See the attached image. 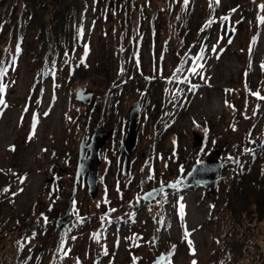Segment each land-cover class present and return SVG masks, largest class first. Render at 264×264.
<instances>
[{
  "label": "rangeland",
  "instance_id": "1",
  "mask_svg": "<svg viewBox=\"0 0 264 264\" xmlns=\"http://www.w3.org/2000/svg\"><path fill=\"white\" fill-rule=\"evenodd\" d=\"M129 1L85 0L52 65L33 52L28 27L0 23V264L27 256V264H150L160 255L162 264L233 263L224 261L225 196L246 168L225 163L254 155L264 175V12L257 0ZM80 88L93 91V110L77 98ZM135 103L138 137L123 176L118 147ZM98 124L113 133L92 198L86 183L75 187V173L83 134L89 142ZM221 149L215 193L168 190L145 203L162 219L156 226L140 195ZM73 194L74 218L60 230ZM250 228L254 249L242 264H264V220Z\"/></svg>",
  "mask_w": 264,
  "mask_h": 264
},
{
  "label": "trees",
  "instance_id": "2",
  "mask_svg": "<svg viewBox=\"0 0 264 264\" xmlns=\"http://www.w3.org/2000/svg\"><path fill=\"white\" fill-rule=\"evenodd\" d=\"M118 1L119 3L130 2L129 0ZM251 1L253 4L255 0ZM3 2L4 5L0 8L2 10L0 13L3 15L0 21L3 24L2 28L6 27L15 32L23 26L28 27L36 43L33 52L39 55V61L43 65L46 63L52 65L57 55L66 51L68 40L74 35L75 26H77L73 20L78 19L86 6L85 0H3ZM233 4L237 5L234 0ZM254 5L259 13L264 12V2L257 0ZM1 51L0 48V56ZM6 60L8 62V59ZM6 64L2 65L3 69ZM244 154L238 156V159L229 158L225 163V166H239L243 170L246 168L242 179L237 184L232 182L225 196L231 219L226 234L224 261L226 263L231 261L232 264H242V260L244 262L246 261L244 258L249 257V252L254 249L252 246L255 239V234L250 228L251 222L253 219L264 220V175L260 173L261 161L254 155ZM252 171L255 175L253 179H250L249 172ZM139 205L151 221L160 227L162 219L159 214H155L153 218L147 204L140 201ZM120 220L127 222L123 217H120ZM27 258H23L24 261L21 263L27 264L29 262ZM2 264L17 263L10 260L3 261Z\"/></svg>",
  "mask_w": 264,
  "mask_h": 264
},
{
  "label": "water",
  "instance_id": "3",
  "mask_svg": "<svg viewBox=\"0 0 264 264\" xmlns=\"http://www.w3.org/2000/svg\"><path fill=\"white\" fill-rule=\"evenodd\" d=\"M234 36L235 30L228 26L225 35L226 40L232 41ZM76 96L84 105L91 106L92 110L96 107L97 101L94 98L93 91L87 90L85 88H80L77 91ZM97 111H100L99 106L97 107ZM129 115L130 120L128 123L127 132L126 134H123L121 136L120 144L118 147L119 154L123 155L124 157L122 166L123 176H127L130 171V156L137 142V127L140 117L139 103H135L131 107ZM112 133L113 131L103 130L101 128V125L98 124L92 134L90 141L88 142L87 130H85L80 143L78 163L75 173V187L80 181L86 183L88 186V193L92 198H94L98 193V177L101 164L100 150L108 141ZM195 140L196 143L194 144V146L202 145L203 138L195 135ZM222 154V149L212 152L208 159L195 163L184 178H178L174 182H170L167 185L159 186L155 189H151L150 191L143 193L139 197L140 201L151 204L168 190H179L184 187L190 186L202 187L206 191L207 196L210 197L215 193L216 186L218 184V177L221 175L224 168L222 161L219 159ZM52 181H54V178L52 176H49L47 179V183H50ZM73 200L74 194L70 198L69 208L67 209L66 213L56 220L57 228L60 230L69 225L74 218L71 215ZM163 261L164 255H160L158 257H155L154 261L150 264H162Z\"/></svg>",
  "mask_w": 264,
  "mask_h": 264
},
{
  "label": "snow or ice",
  "instance_id": "4",
  "mask_svg": "<svg viewBox=\"0 0 264 264\" xmlns=\"http://www.w3.org/2000/svg\"><path fill=\"white\" fill-rule=\"evenodd\" d=\"M185 2H187V0H185ZM217 2H218V0H217ZM2 92H3V86L0 85V93H2ZM256 95L259 97L258 93ZM259 98L264 99V97H259ZM3 103H4L3 99H0V104H3ZM193 264H195V261L193 262Z\"/></svg>",
  "mask_w": 264,
  "mask_h": 264
},
{
  "label": "bare ground",
  "instance_id": "5",
  "mask_svg": "<svg viewBox=\"0 0 264 264\" xmlns=\"http://www.w3.org/2000/svg\"><path fill=\"white\" fill-rule=\"evenodd\" d=\"M218 108H219V106L217 105V106H216V109H218ZM72 208H73V207H72Z\"/></svg>",
  "mask_w": 264,
  "mask_h": 264
}]
</instances>
